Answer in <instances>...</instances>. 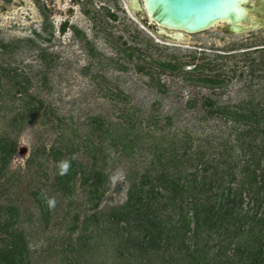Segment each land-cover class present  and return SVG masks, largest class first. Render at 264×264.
Wrapping results in <instances>:
<instances>
[{"label":"rangeland","instance_id":"374dc122","mask_svg":"<svg viewBox=\"0 0 264 264\" xmlns=\"http://www.w3.org/2000/svg\"><path fill=\"white\" fill-rule=\"evenodd\" d=\"M67 20L71 26L63 34L60 26ZM225 27L221 23L170 42L146 29L121 0H0V66L17 68L27 77V93L41 99L48 113L31 116L17 131L8 113L0 112V139L17 144L8 177H0V205L20 208L33 264H71L67 257L76 255L65 248L82 235L85 218L122 206L132 179L174 142L188 141L194 150L208 153L224 148L233 155L242 153L239 147L231 150L240 144L242 124L206 113L217 108L247 112L250 101L264 106V28L234 35ZM9 43L14 48L1 47ZM163 63L181 69L172 73L163 70ZM215 76L224 80L215 90L197 82ZM17 90L0 73L1 107L19 110L27 97L22 100L24 94H18L14 99ZM206 100L216 106L207 110ZM124 115L138 119L136 152H122L127 142L116 141L125 135ZM97 118L102 129L92 124ZM155 119L158 127L151 124ZM72 146L78 147L75 157L81 168L69 200L56 179L62 160L58 153ZM92 170L107 176L97 199L85 183ZM37 190L46 197L48 221L40 215L33 195ZM98 240L97 248L84 254L79 264H116L108 246Z\"/></svg>","mask_w":264,"mask_h":264},{"label":"trees","instance_id":"16d2710c","mask_svg":"<svg viewBox=\"0 0 264 264\" xmlns=\"http://www.w3.org/2000/svg\"><path fill=\"white\" fill-rule=\"evenodd\" d=\"M108 14L118 21L116 14ZM67 27L66 24L62 28V33ZM1 47L14 48V45ZM161 67L172 73L181 69L172 63H163ZM0 73L18 87L14 99L18 94H24L22 100L27 97L18 111L0 106V112L4 110L11 117L15 130L21 131L31 116L48 115L43 101L27 93L30 81L17 68L7 70L0 66ZM250 73L255 74V70ZM197 82L211 90L224 84L219 76L200 77ZM3 96L0 92V100ZM196 104L197 100L191 106ZM205 106L208 110L216 104L206 100ZM206 114H222L225 121L242 124L240 144L231 148L239 147L242 153L233 155L225 148L215 153L196 151L187 141L182 145L174 142L159 154L157 146L156 163L151 162L145 173L132 179L126 202L108 213H94L85 218L82 235L65 248L76 255L67 257L71 264H79L84 254L92 253L98 239L108 246L116 264H264V106L250 101L247 112L217 108ZM123 118L125 135L116 141L123 138L127 142L122 145V152L126 149L136 152L138 119L134 115ZM92 124L99 129L104 126L100 118ZM151 124L158 127L156 119ZM16 146V142L6 137L0 139V177L4 179L8 177ZM77 149L72 146L58 153L61 161L68 160L71 165L66 175L59 174L56 179L58 190L69 200L71 185L81 168L75 157ZM93 160V166L97 167L98 157L94 155ZM190 166L195 170L190 171ZM106 181L107 176L99 170L88 174L85 183L93 188L92 199L100 198ZM33 195L40 215L48 221L50 214L44 193L37 190ZM75 218L78 220V216ZM21 222L20 208L14 204L0 205V264H33L31 241Z\"/></svg>","mask_w":264,"mask_h":264},{"label":"water","instance_id":"95a60500","mask_svg":"<svg viewBox=\"0 0 264 264\" xmlns=\"http://www.w3.org/2000/svg\"><path fill=\"white\" fill-rule=\"evenodd\" d=\"M129 9L152 34L179 42L224 23L230 34L264 28V0H129Z\"/></svg>","mask_w":264,"mask_h":264},{"label":"clouds","instance_id":"9594fccd","mask_svg":"<svg viewBox=\"0 0 264 264\" xmlns=\"http://www.w3.org/2000/svg\"><path fill=\"white\" fill-rule=\"evenodd\" d=\"M70 161L68 160H64V161H61L60 164H59V174L60 175H66L70 169ZM50 204L54 205V200L53 201H50Z\"/></svg>","mask_w":264,"mask_h":264},{"label":"flooded vegetation","instance_id":"af4514ba","mask_svg":"<svg viewBox=\"0 0 264 264\" xmlns=\"http://www.w3.org/2000/svg\"><path fill=\"white\" fill-rule=\"evenodd\" d=\"M74 1H76V0H74ZM259 17L262 18V19H260V20H264V16H260V15H259ZM66 24L68 25L67 30L70 29V26H71L70 24H71V23H70V20H67V21L63 22V23L61 24V26H60V31H61V33H62V28H63ZM226 28H227V24H226V27H225V32L228 33V34H230V33L227 31ZM67 30H66V32H67ZM66 32H65V33H66ZM65 33H63V34H65Z\"/></svg>","mask_w":264,"mask_h":264},{"label":"bare ground","instance_id":"6f19581e","mask_svg":"<svg viewBox=\"0 0 264 264\" xmlns=\"http://www.w3.org/2000/svg\"><path fill=\"white\" fill-rule=\"evenodd\" d=\"M121 1L124 4L125 8L129 9L128 3L125 0H121Z\"/></svg>","mask_w":264,"mask_h":264}]
</instances>
